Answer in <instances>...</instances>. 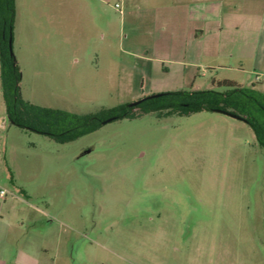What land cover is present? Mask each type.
<instances>
[{
    "label": "rangeland",
    "instance_id": "1",
    "mask_svg": "<svg viewBox=\"0 0 264 264\" xmlns=\"http://www.w3.org/2000/svg\"><path fill=\"white\" fill-rule=\"evenodd\" d=\"M15 1L13 53L33 104L86 114L140 99L149 80L147 95L210 86L204 69L142 62L168 55L148 52L120 0L102 18L90 0L62 13ZM1 189L0 214L23 222L43 264H264V146L222 111L143 113L62 143L10 121L0 59Z\"/></svg>",
    "mask_w": 264,
    "mask_h": 264
},
{
    "label": "crops",
    "instance_id": "2",
    "mask_svg": "<svg viewBox=\"0 0 264 264\" xmlns=\"http://www.w3.org/2000/svg\"><path fill=\"white\" fill-rule=\"evenodd\" d=\"M63 1L55 0L48 10L74 12L81 5L79 0H67L64 6ZM120 2L127 14L134 13L138 36L148 45V52L168 55L162 58L159 55L135 54L142 62L154 59L171 63L177 73L185 77L193 72L192 69H204L212 77L208 88L213 86V81L227 79L264 92V0ZM84 5L102 18V15L106 16L111 0H90V4ZM146 69L153 70L149 66ZM154 90L153 81L149 80L143 84L141 96ZM203 233L208 235L213 231L203 230ZM27 239L23 222L6 220L0 214V264H43L44 252H32ZM204 253H207L205 248Z\"/></svg>",
    "mask_w": 264,
    "mask_h": 264
},
{
    "label": "trees",
    "instance_id": "3",
    "mask_svg": "<svg viewBox=\"0 0 264 264\" xmlns=\"http://www.w3.org/2000/svg\"><path fill=\"white\" fill-rule=\"evenodd\" d=\"M15 18L16 1L0 0L2 88L7 115L12 123L65 143L98 129L103 120L109 117L134 118L150 112L159 115H190L203 110L221 109L222 112L241 115L253 127L259 142L264 146V92L227 79L213 81L210 88L162 92L161 96L147 98L137 106L125 103L86 114L40 106L25 100L20 88L21 72L15 55H11L9 49Z\"/></svg>",
    "mask_w": 264,
    "mask_h": 264
},
{
    "label": "water",
    "instance_id": "4",
    "mask_svg": "<svg viewBox=\"0 0 264 264\" xmlns=\"http://www.w3.org/2000/svg\"><path fill=\"white\" fill-rule=\"evenodd\" d=\"M9 49H10V53L11 55H13V36H10L9 38ZM163 93L160 92V93H153V94H150V95H146V96H143L141 97L140 99L136 100V101H133L130 103V106H137L139 103H141L143 100L147 99V98H155V97H158V96H161ZM216 111H223L221 109H216ZM233 117H236V118H239V119H243V117L241 115H238V114H234V113H231V112H225ZM112 120H115V117H109L108 119H105L103 120V124L107 123V122H110Z\"/></svg>",
    "mask_w": 264,
    "mask_h": 264
},
{
    "label": "built area",
    "instance_id": "5",
    "mask_svg": "<svg viewBox=\"0 0 264 264\" xmlns=\"http://www.w3.org/2000/svg\"><path fill=\"white\" fill-rule=\"evenodd\" d=\"M116 6H119V4L117 3ZM0 195L2 197H5L7 195V190L6 189H1Z\"/></svg>",
    "mask_w": 264,
    "mask_h": 264
}]
</instances>
